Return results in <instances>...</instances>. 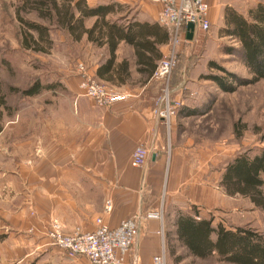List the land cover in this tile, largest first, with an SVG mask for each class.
I'll return each instance as SVG.
<instances>
[{
    "label": "rangeland",
    "instance_id": "obj_1",
    "mask_svg": "<svg viewBox=\"0 0 264 264\" xmlns=\"http://www.w3.org/2000/svg\"><path fill=\"white\" fill-rule=\"evenodd\" d=\"M93 1V5H99L111 0ZM258 1L222 0L221 6L232 4L245 14ZM21 3V0H0V201L9 204L28 198L26 187L21 185L24 180L21 169H27L29 159L33 163L36 156V163L40 164L43 147L59 140L67 131V142L72 143L69 136L74 135L76 98L89 99L78 89L80 65L98 83L115 91L91 72L101 56L100 51L86 39L73 41L65 31L49 26L35 12L26 10L21 13L25 20L50 28V43H42L43 52L28 49L26 34L36 38L37 32L27 31L20 22ZM143 3L155 4L151 0L123 4L128 6L131 17L140 18ZM221 6L208 31L198 30L192 40L178 48L169 81V100L176 107L169 123L163 122L168 130L166 161L182 189L188 186L176 200L169 202L165 198L162 203L166 208L169 254L174 248L175 254L186 256L183 264H226L217 257L201 260L188 256V251L175 241L176 216L188 210L192 212V203L198 204L196 209L203 208L198 210L203 216L212 217L215 225L223 224L227 229L248 228L264 235V211L248 198L228 196L220 186L225 168L237 156L245 152L254 156L264 149V80L224 92L213 81L204 79L209 75L228 79L227 74L212 67V62L243 80L252 78L237 56L224 52L226 46L239 44L220 37L224 27ZM93 22L88 20L86 24L91 27ZM170 45L169 41L165 55ZM37 82L43 87L42 92L32 97L24 95ZM165 107L162 102L161 109ZM196 110L203 113L190 115V111ZM171 259H175L173 253ZM43 260H51L50 264H87L67 252L62 253L51 240L45 255L36 254L23 264H42Z\"/></svg>",
    "mask_w": 264,
    "mask_h": 264
},
{
    "label": "crops",
    "instance_id": "obj_2",
    "mask_svg": "<svg viewBox=\"0 0 264 264\" xmlns=\"http://www.w3.org/2000/svg\"><path fill=\"white\" fill-rule=\"evenodd\" d=\"M111 1L123 4L134 0ZM221 2L208 0L211 24ZM222 5L224 11L226 7H234L228 3ZM161 10L160 4L143 3L137 18L141 22H158ZM89 44L101 52L91 68L96 77L100 64L109 56L108 48ZM167 48L168 44L159 47L163 57ZM116 56L117 64L124 60L130 63L129 70L123 75L116 71L115 84L98 80L125 98L107 108H99L92 99L76 98L74 135L69 136L72 143L67 142L68 131L63 137L60 134L59 140L43 147L40 164L37 165L35 156L34 164L29 159L27 169H21L24 175L21 185L29 194L27 200L10 204L0 201V264H13L14 259V264H23L36 254L45 255L50 249L46 230L54 222L60 224L65 234H71L76 229L93 232L99 218L109 228L116 229L123 221L140 216L143 219L127 263L153 264L155 257L165 254L166 264H177L168 250L166 208L162 199L176 200L188 185L182 189L169 168L165 154L168 130L153 114L161 84L153 78L154 73L150 76L140 71L143 65H139L133 46L120 43ZM160 61L155 62L159 65ZM121 76L125 83H117ZM140 145L150 151V158L144 168H135L132 155ZM159 212L162 220L146 218ZM78 258L90 264L87 258ZM51 262L43 260L42 264Z\"/></svg>",
    "mask_w": 264,
    "mask_h": 264
},
{
    "label": "trees",
    "instance_id": "obj_3",
    "mask_svg": "<svg viewBox=\"0 0 264 264\" xmlns=\"http://www.w3.org/2000/svg\"><path fill=\"white\" fill-rule=\"evenodd\" d=\"M18 18L27 31L37 32L35 38L26 34L27 48L43 52L42 43H50V28L25 20L21 13L29 10L37 17L65 31L73 39L98 48L107 46L109 56L96 71V78L109 84H115L113 74L119 71L125 74L130 67L126 60L116 63V51L120 43L125 42L135 48L137 61L143 65L141 72L150 76L156 71L163 57L159 47L170 41V32L158 22H141L137 15L131 17L128 6L116 1L92 5L88 0H21ZM88 20H94L91 27ZM224 27L221 38H229L239 44L238 47L226 46L224 52L237 56L247 68L250 79L243 80L212 62V67L227 74L228 79L209 75L204 79L213 81L224 92H233L239 85L256 84L264 80V0H259L247 12L241 13L235 7H226ZM233 80L236 84H233ZM124 76L117 83H125ZM40 83L24 91L32 97L40 94ZM201 111H190V115H200ZM220 186L231 197L248 198L255 207L264 211V149L254 156L245 152L237 156L222 175ZM174 239L188 251V256L205 260L217 257L226 264H264V235L259 232L238 227L227 229L223 224H214L212 217L202 216L195 207L192 213H179L174 221ZM173 248V254H175ZM186 256L178 255L175 262L181 264Z\"/></svg>",
    "mask_w": 264,
    "mask_h": 264
},
{
    "label": "built area",
    "instance_id": "obj_4",
    "mask_svg": "<svg viewBox=\"0 0 264 264\" xmlns=\"http://www.w3.org/2000/svg\"><path fill=\"white\" fill-rule=\"evenodd\" d=\"M160 4L162 10L158 23L166 28L171 35L170 50L164 56L153 78L161 84L160 96L155 102L153 114L161 121L169 123L176 104L170 103L171 90L169 81L177 58V50L190 40L188 35L192 32L193 38L198 30L208 31L210 28L209 10L207 0H151ZM193 26L192 30L190 26ZM192 38V39H193ZM79 89L82 96L92 99L99 108H107L123 100L125 96L116 93L98 83L90 77L84 66L79 67ZM165 102V109H161ZM150 158V151L143 145L138 146L132 155V166L144 168ZM146 218L162 220V212L150 213ZM138 219L123 221L116 229L109 228L102 218L97 219L96 229L93 232H83L76 229L71 234H65L59 224L55 223L48 229V237L58 248L67 252L71 257H85L90 264H128L127 258L133 253L135 239L139 232ZM130 264H138L137 262ZM153 264H166V256L162 254L154 258Z\"/></svg>",
    "mask_w": 264,
    "mask_h": 264
},
{
    "label": "water",
    "instance_id": "obj_5",
    "mask_svg": "<svg viewBox=\"0 0 264 264\" xmlns=\"http://www.w3.org/2000/svg\"><path fill=\"white\" fill-rule=\"evenodd\" d=\"M190 28L193 30L194 29V27L191 25L190 26ZM192 38H193V33L191 32L189 35H188V39L189 40H192Z\"/></svg>",
    "mask_w": 264,
    "mask_h": 264
}]
</instances>
